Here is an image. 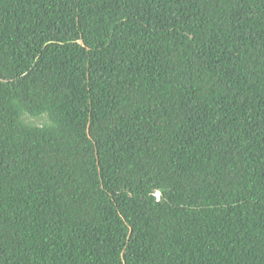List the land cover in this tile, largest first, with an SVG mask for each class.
<instances>
[{"label": "trees", "instance_id": "1", "mask_svg": "<svg viewBox=\"0 0 264 264\" xmlns=\"http://www.w3.org/2000/svg\"><path fill=\"white\" fill-rule=\"evenodd\" d=\"M0 264H264V0H0Z\"/></svg>", "mask_w": 264, "mask_h": 264}, {"label": "rangeland", "instance_id": "2", "mask_svg": "<svg viewBox=\"0 0 264 264\" xmlns=\"http://www.w3.org/2000/svg\"><path fill=\"white\" fill-rule=\"evenodd\" d=\"M44 123V122H43Z\"/></svg>", "mask_w": 264, "mask_h": 264}]
</instances>
